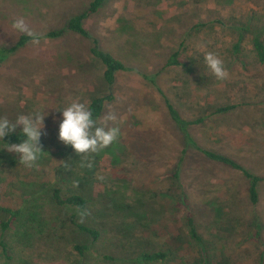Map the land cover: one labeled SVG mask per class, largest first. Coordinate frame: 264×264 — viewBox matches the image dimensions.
Returning <instances> with one entry per match:
<instances>
[{
    "label": "rangeland",
    "instance_id": "374dc122",
    "mask_svg": "<svg viewBox=\"0 0 264 264\" xmlns=\"http://www.w3.org/2000/svg\"><path fill=\"white\" fill-rule=\"evenodd\" d=\"M89 2L0 0V47L14 48L25 34L12 27L18 18L38 39L0 59V118L45 114L39 168L20 164L0 141L2 155L10 157L0 164V206L20 209L5 231L8 215L0 210V238L7 245L6 254L0 247V264H203L204 254L184 234L178 240L184 211L208 242L210 264H264V64L257 63L249 32L238 54L233 51L239 26L264 27V0H105L83 20L88 36L67 30ZM59 29L60 36L44 37ZM94 41L132 69L118 71L107 84L90 51ZM175 52L180 64L167 65ZM208 52L223 61L226 80L207 68ZM161 91L184 119H201L188 126L199 145L263 177L256 205L238 171L185 145ZM103 95L112 99L93 119L113 111L120 135L84 159L58 139L62 109L73 101L88 107ZM232 103L239 107L215 112ZM54 190L84 196L87 207L55 204ZM161 192L179 202L163 207ZM118 195L122 203L112 204ZM138 208L146 215L136 223ZM77 222L98 227L100 239ZM75 245L85 246L81 254ZM167 246L175 253L166 261L137 259L141 249Z\"/></svg>",
    "mask_w": 264,
    "mask_h": 264
},
{
    "label": "trees",
    "instance_id": "16d2710c",
    "mask_svg": "<svg viewBox=\"0 0 264 264\" xmlns=\"http://www.w3.org/2000/svg\"><path fill=\"white\" fill-rule=\"evenodd\" d=\"M105 0H90L87 9L79 14H76L72 16L67 24L66 29L70 30L72 32L78 33L83 36H88L87 31L85 30L83 26V20L88 15L95 13L99 10L101 5L104 3ZM238 38L237 41L233 44V51L235 54H238L240 49V43L243 40V36L246 32H249L251 34V45L252 49L254 51L255 58L257 60L258 64H264V37H262L261 30H264V27L262 29L260 28H252L250 26H239L238 28ZM62 33H64V30H52L44 34V37H58ZM36 37V36H35ZM33 36H29L26 34H23L19 37L16 45L14 48H5L0 47V59H3L8 52L14 50L15 48L24 45L27 41L33 39ZM95 44L90 48L91 53L96 57L101 64L103 65V79L107 84H112L115 80L116 73L118 71H126L131 70L132 68L128 65H126L122 60H120L118 57L113 55L112 53L100 48L96 41H94ZM167 65H177L180 64L177 60V54L172 53L167 62ZM163 92L161 91V94ZM165 106L167 108L168 114L170 119L173 121V123L177 126L178 130L180 131L181 135L183 136L185 145H192L194 148H196L206 159L213 161L215 163L227 166L233 170H236L240 173V175L246 180L247 183V199L251 205H256L259 202V186L261 181L263 180V177L257 174L252 170L251 167L247 166L244 163H241L237 161L236 159L212 150L210 148L204 147L199 145L191 135L188 126L191 124H195L201 121V119L196 120H186L184 119L180 113L177 111V109L173 106V104L168 100L166 95L162 94ZM112 97L109 95H103V96H96L93 97L89 104L88 109L92 112V118L98 117L104 107V104L106 100H111ZM239 105L237 103L232 104H226L219 106L215 109L216 113H229L235 109H237ZM25 137L20 132V130H16V132L6 134L3 139H0L2 144L6 145L7 143H19L21 140H23ZM186 146L182 149V154L186 153ZM9 160L10 157L5 158V156L2 155V152L0 151V164L3 160ZM159 198L163 202V207H166V205H176L179 200H176L171 195H168L167 193L161 192L159 193ZM51 199L53 202L57 205H64V206H70L75 207L78 210H85L87 207V198L80 194L76 193H70L64 197H62L59 194L58 190H54L51 193ZM111 203L115 204H121L123 201V197L121 195H118L117 198H111ZM169 201H172V203L168 204ZM125 202V201H124ZM131 206V204H129ZM0 210L7 213L8 217L6 220H4L1 223L2 231H5L8 229V227L13 223V221L19 216L20 209H11L9 207L0 206ZM141 208H138L137 212L135 213V222L139 223V221L145 217V215H138L140 213ZM181 225L182 230L180 229L178 231V240H180V235H183L191 242L193 243L194 248L200 256H203V264H210L211 259L209 258L208 254L209 251L207 249L208 242L204 240V238L201 236V234L198 232L194 216L191 214L190 211H184L181 218ZM76 226L79 230L88 233L93 240H98L101 237V231L98 227L93 225H88L83 222H77ZM257 226H260V223L257 224ZM182 232V233H181ZM0 247L3 253H7V245L3 241V239L0 238ZM75 248L77 251L81 254L83 250L85 249V246L83 245H75ZM156 248V247H155ZM194 249V250H195ZM175 251L172 250V246H167L166 248H157L152 250L147 249H141L138 252H136L137 259H139L142 262L145 263H152V262H162L170 259V255L174 254Z\"/></svg>",
    "mask_w": 264,
    "mask_h": 264
},
{
    "label": "clouds",
    "instance_id": "9594fccd",
    "mask_svg": "<svg viewBox=\"0 0 264 264\" xmlns=\"http://www.w3.org/2000/svg\"><path fill=\"white\" fill-rule=\"evenodd\" d=\"M12 27L18 32L33 36L34 43L38 42L23 18L16 19ZM204 61L217 80L223 81L229 77L223 61L214 53H206ZM44 116L45 114L40 113L20 114L14 122L7 117L0 118V139L4 140L6 134L16 132L17 128L25 137L21 142L7 143L3 148L10 153L17 154L18 162L27 168H39L38 160L43 151L40 137L41 129L44 128ZM62 117L59 124V141L66 146L70 145L74 152L84 159H87L88 154L97 153L110 146L120 135L119 127L115 126L118 117L111 110L97 122L92 118V112L84 103L73 101L62 109ZM109 122H112L113 126H109ZM87 166L91 167L92 165L89 162ZM99 178L103 179V177Z\"/></svg>",
    "mask_w": 264,
    "mask_h": 264
}]
</instances>
